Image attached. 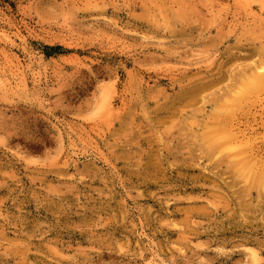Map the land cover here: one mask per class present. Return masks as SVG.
Returning <instances> with one entry per match:
<instances>
[{"label": "rangeland", "instance_id": "rangeland-1", "mask_svg": "<svg viewBox=\"0 0 264 264\" xmlns=\"http://www.w3.org/2000/svg\"><path fill=\"white\" fill-rule=\"evenodd\" d=\"M263 1L0 0V264H264Z\"/></svg>", "mask_w": 264, "mask_h": 264}, {"label": "bare ground", "instance_id": "bare-ground-1", "mask_svg": "<svg viewBox=\"0 0 264 264\" xmlns=\"http://www.w3.org/2000/svg\"><path fill=\"white\" fill-rule=\"evenodd\" d=\"M261 2H262V1H261ZM263 2H264V1H263ZM260 11H261V10H260ZM249 14H250V13H249ZM260 14H261V13H260ZM255 18H256V17H255ZM259 80H260V79H259ZM25 85H26V84H24V86H23L24 89H26ZM250 87H251V86H250ZM251 88H252V87H251ZM4 89H6V88H4ZM109 112H110V111H109ZM105 119H106V118H105ZM106 120H108V119H106Z\"/></svg>", "mask_w": 264, "mask_h": 264}]
</instances>
